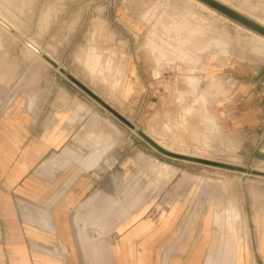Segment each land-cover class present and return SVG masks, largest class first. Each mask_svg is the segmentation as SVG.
Returning a JSON list of instances; mask_svg holds the SVG:
<instances>
[{"label": "rangeland", "instance_id": "374dc122", "mask_svg": "<svg viewBox=\"0 0 264 264\" xmlns=\"http://www.w3.org/2000/svg\"><path fill=\"white\" fill-rule=\"evenodd\" d=\"M216 1L264 27V0ZM203 4L0 0V112L53 113L71 131L57 137L59 167L103 165L120 197L152 191L159 206L193 175L213 246L230 264H262L264 151H238L207 112L233 95L236 74L264 67V39ZM204 247L201 264L214 252Z\"/></svg>", "mask_w": 264, "mask_h": 264}, {"label": "crops", "instance_id": "0c3cea01", "mask_svg": "<svg viewBox=\"0 0 264 264\" xmlns=\"http://www.w3.org/2000/svg\"><path fill=\"white\" fill-rule=\"evenodd\" d=\"M234 79L233 95L207 113L238 151L252 142L263 152L264 67ZM40 115L0 112V264H201L206 243L214 252L205 264L231 263V252L213 246L210 220L201 225L193 175L181 176L182 186L159 206L152 191L120 197L115 174L105 176L103 165L59 167L66 140L57 137L71 131L56 128L53 113ZM258 253L264 264V211Z\"/></svg>", "mask_w": 264, "mask_h": 264}, {"label": "water", "instance_id": "95a60500", "mask_svg": "<svg viewBox=\"0 0 264 264\" xmlns=\"http://www.w3.org/2000/svg\"><path fill=\"white\" fill-rule=\"evenodd\" d=\"M202 2L212 6L213 8L221 11L222 13L228 15L229 17L241 22L242 24L246 25L247 27L253 29L254 31L264 35V27L254 21H252L251 19L241 15L240 13H238L237 11L223 5L222 3L216 1V0H201ZM149 141L156 147L158 148L160 151H162L165 154H168L170 156H174L177 158H182V159H188V160H192V161H197V162H203V163H207L206 160L203 159H198V158H193V157H189V156H184L181 154H174L172 152H169L165 149H163L162 147H160L157 143L153 142L152 140L149 139ZM218 165L220 166H225L224 164L218 163ZM237 168V167H235ZM261 174L264 175V172H259Z\"/></svg>", "mask_w": 264, "mask_h": 264}, {"label": "bare ground", "instance_id": "6f19581e", "mask_svg": "<svg viewBox=\"0 0 264 264\" xmlns=\"http://www.w3.org/2000/svg\"><path fill=\"white\" fill-rule=\"evenodd\" d=\"M197 1H198L199 3H201L202 5H205V4H203L204 2L202 3L201 0H197ZM200 1H201V2H200ZM205 7H208V6L205 5ZM208 9H210V8H208ZM210 10H211V11H214V10H212V9H210ZM256 35H258L259 37H261L262 39H264V35H262V34H260V33H259V34H256ZM262 172H263V171H262Z\"/></svg>", "mask_w": 264, "mask_h": 264}]
</instances>
